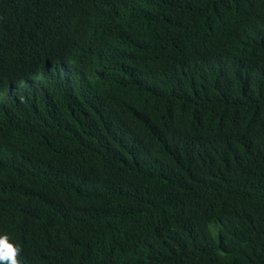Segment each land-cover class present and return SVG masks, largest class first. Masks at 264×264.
I'll use <instances>...</instances> for the list:
<instances>
[{
	"label": "trees",
	"instance_id": "1",
	"mask_svg": "<svg viewBox=\"0 0 264 264\" xmlns=\"http://www.w3.org/2000/svg\"><path fill=\"white\" fill-rule=\"evenodd\" d=\"M21 264H264V0H0V235Z\"/></svg>",
	"mask_w": 264,
	"mask_h": 264
},
{
	"label": "clouds",
	"instance_id": "2",
	"mask_svg": "<svg viewBox=\"0 0 264 264\" xmlns=\"http://www.w3.org/2000/svg\"><path fill=\"white\" fill-rule=\"evenodd\" d=\"M20 253L21 249L10 242L8 234L0 235V264H21Z\"/></svg>",
	"mask_w": 264,
	"mask_h": 264
}]
</instances>
